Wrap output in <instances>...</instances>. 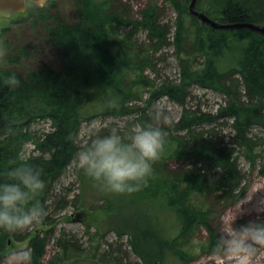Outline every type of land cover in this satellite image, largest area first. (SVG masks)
<instances>
[{"label":"trees","instance_id":"1","mask_svg":"<svg viewBox=\"0 0 264 264\" xmlns=\"http://www.w3.org/2000/svg\"><path fill=\"white\" fill-rule=\"evenodd\" d=\"M74 1L75 22L44 15L43 7L33 9L35 24H45L49 50L60 58L59 68L31 64L0 71V180L7 178L9 161L21 153L27 156L25 149L31 144L34 149L27 158L45 181L39 199L47 210L43 222L31 230L16 234L0 230V260L7 246L30 238L32 264H44L53 229L41 231V227L53 224L49 209L56 213L68 204L56 193V184L76 163L77 152L95 134H107L112 128L125 133L145 124L162 98L182 106L183 112L177 120L161 124L164 148L148 182L138 191L117 194L115 204L104 206L114 212L110 230L119 237L130 234L128 246L142 264H190L195 242L200 243V254H215L218 233L212 214L240 202L255 171L264 176V137L254 133L264 134V35L249 29H213L190 15L183 0H149L139 18L124 0ZM208 1L209 14L219 23L264 26V0ZM166 5L177 15L173 26L164 21ZM49 17L53 23L45 22ZM113 29L120 33L111 36ZM170 47L179 75L160 79V54ZM28 56L31 53L19 51V59ZM11 62L19 64L16 58ZM12 72L20 80L14 88L4 83ZM194 87L223 95L224 104L215 113L188 109ZM112 97L119 98L114 106L105 103ZM106 118H127L126 126L110 124L79 141L84 124ZM40 122H48L51 129L34 130ZM77 177L84 185L91 182L80 168ZM70 192L66 189L65 195ZM166 212L177 221L172 232L163 228ZM87 215L93 213L81 212V222L90 229ZM201 230L207 233L205 239L199 237ZM87 234L85 247L65 233L58 237L50 264H64L77 256L128 264L124 261L129 254L122 245L114 248L99 230Z\"/></svg>","mask_w":264,"mask_h":264},{"label":"rangeland","instance_id":"2","mask_svg":"<svg viewBox=\"0 0 264 264\" xmlns=\"http://www.w3.org/2000/svg\"><path fill=\"white\" fill-rule=\"evenodd\" d=\"M124 3H128L133 11V16L135 18L140 17L141 10L146 6L149 0H124ZM187 4L188 13L190 15V4L191 0H183ZM196 1L195 10L198 12H203L210 18H213L209 14V1L208 0ZM162 3V0L159 1ZM35 6L29 4L26 12L13 16L11 18L0 19V43L6 46V54L0 57V71L6 70L8 68L22 69L24 66L28 68L31 64L38 66L41 64H48L54 67H60V58L53 51L49 50V42L47 40V34L45 29V24L43 22L35 23V13L33 9ZM47 16L59 15L60 19L75 22L78 19L77 8L74 0H52L47 3L44 7ZM165 19L166 23L171 26L174 25V21L177 17L175 10L169 5L165 6ZM29 10V11H28ZM30 12V14L28 13ZM193 16V15H192ZM200 21V20H199ZM45 22L53 23L49 18ZM174 30V29H173ZM120 32L116 29L111 31V36H116ZM140 40L144 39V34L140 33L138 35ZM26 47V48H25ZM25 48V49H24ZM23 50L27 53H31V56L27 58H18L19 51ZM161 59L159 60L157 66V74L160 79L170 78L177 79L179 75V68L177 61L173 56V48H167L160 54ZM13 58L19 60V64H13L11 61ZM148 75L154 76L153 72L148 70L146 72ZM225 102V97L219 93H216L209 89H204L201 87H194L192 89V97L188 99L186 107L188 109H195L202 112L215 113L218 107ZM156 108L161 109L167 116L166 122L171 120H177L182 112L183 107L168 100L167 98H162L156 103ZM127 118L123 119H95L89 124H84L80 131L79 141L84 142L90 138V135L94 132L99 131L102 128L108 127L110 124H115L119 129L126 126ZM33 129L39 132L49 131L50 124L48 122H40L33 126ZM230 130H226L229 133ZM254 133L258 134L260 137H264V134L260 130H254ZM34 147L31 144L26 146V155L32 154ZM263 150V163H264V143L262 146ZM246 167V164L243 163ZM79 169L77 163H71L65 170L64 174L60 177L56 184V193L58 195L64 196L68 204L56 213L52 209H49L48 215L52 220L53 224L51 226L41 227V231H47L53 229V237L51 238L48 248L47 255L44 260V264H50L52 257L56 254L57 249L55 247V240L62 234H66L69 237L75 238L84 247L87 246L90 233H95L99 230L100 235H104L105 239L113 243L114 248L118 245H122V250L128 252V256L124 263L128 264H142L141 260L131 251V247L128 246V239L130 234L127 232L123 236L119 237L113 230H110L114 225V219L109 210L108 202H113L115 204V199L117 197L116 193L105 192L99 189L92 181H88L86 185L77 177V170ZM71 188V192L65 195L66 189ZM80 196V198L77 197ZM78 198V200H76ZM56 200V198H55ZM54 201V200H52ZM103 206L104 208H101ZM96 208L95 210H92ZM242 210V211H241ZM88 211L93 213V216H88V220L91 221L88 226L79 221V218L74 219V215L77 212ZM241 213L237 216L234 221V225H239L245 223L249 219L255 218L258 214L262 215L264 213V176L260 175L255 171L252 176V181L249 186L247 193L244 198L238 202L233 207L227 210H218L211 216V222L213 227L219 234L222 227L232 218L233 214ZM167 218L166 226L163 227L164 231L172 232L177 227L176 219L167 212L163 214ZM175 227V228H174ZM33 227L29 228V230ZM35 232V231H34ZM201 239L207 237V233L201 230L199 233ZM30 238H27L23 242H15L13 246H7V252L5 258L0 260V264H10L7 258V254L12 249H22L29 248ZM11 242V241H9ZM199 242H195L192 247V252L195 255V259L190 264H231L230 261L225 260L223 257H219L216 254L202 255L199 251ZM260 264H264V250L259 253ZM64 264H105L101 261L93 259L91 256H77L66 261Z\"/></svg>","mask_w":264,"mask_h":264},{"label":"clouds","instance_id":"3","mask_svg":"<svg viewBox=\"0 0 264 264\" xmlns=\"http://www.w3.org/2000/svg\"><path fill=\"white\" fill-rule=\"evenodd\" d=\"M8 13L0 10V17ZM0 43V57L6 54ZM9 87L20 80L12 72L4 78ZM118 97L105 101L116 105ZM167 119L159 108L150 111V120L134 125L121 133L112 128L107 134H95L76 154V163L102 191L123 194L138 191L148 182L152 166L163 152L165 131L161 124ZM6 179L0 180V230L10 234L22 233L43 222L47 210L39 199L45 181L39 168L23 153L9 161ZM242 211V210H241ZM222 227L213 245V252L231 264H260L259 253L264 250V216L257 215L245 223L234 225L241 213ZM7 258L10 264H32L30 248L12 249Z\"/></svg>","mask_w":264,"mask_h":264},{"label":"water","instance_id":"4","mask_svg":"<svg viewBox=\"0 0 264 264\" xmlns=\"http://www.w3.org/2000/svg\"><path fill=\"white\" fill-rule=\"evenodd\" d=\"M52 0H0V10L6 11L8 14L6 16L0 17V19L4 18H11L13 16L22 14L27 11L29 4H33L37 7H44L47 3ZM197 0H191L190 4V12L191 14L198 18L202 24H206L211 26L213 29H227V30H234V29H249L251 31L261 33L264 35V26L252 24V23H232V24H222L216 22L209 18L203 12H198L195 10ZM79 218V221H82L81 212H77L74 215V219ZM11 242H9L10 244Z\"/></svg>","mask_w":264,"mask_h":264},{"label":"bare ground","instance_id":"5","mask_svg":"<svg viewBox=\"0 0 264 264\" xmlns=\"http://www.w3.org/2000/svg\"><path fill=\"white\" fill-rule=\"evenodd\" d=\"M205 14V13H204ZM208 16V15H207ZM209 17V16H208ZM210 18V17H209ZM212 19V18H211ZM213 20V19H212ZM215 21V20H214ZM217 22V21H216Z\"/></svg>","mask_w":264,"mask_h":264}]
</instances>
